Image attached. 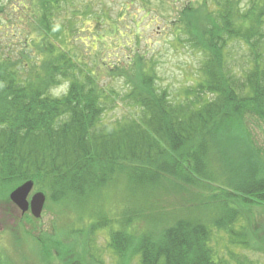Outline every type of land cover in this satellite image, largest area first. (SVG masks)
<instances>
[{"label": "trees", "instance_id": "trees-1", "mask_svg": "<svg viewBox=\"0 0 264 264\" xmlns=\"http://www.w3.org/2000/svg\"><path fill=\"white\" fill-rule=\"evenodd\" d=\"M156 1L174 39L201 56L191 84L175 93L146 50L120 63L89 58L76 22L85 15L101 33L125 34L107 12L84 6L62 18L73 0L23 2L24 34L0 41V186L32 179L79 207L124 184L132 207L108 245L126 264H261L241 249L264 255V221L250 213L264 204V146L244 127L264 124V0H184L179 9ZM132 21L139 38L140 20ZM117 105L126 115L104 122ZM167 195L173 203L161 209L156 201ZM217 236L221 246H211ZM38 241V261L53 264L59 246Z\"/></svg>", "mask_w": 264, "mask_h": 264}, {"label": "rangeland", "instance_id": "rangeland-1", "mask_svg": "<svg viewBox=\"0 0 264 264\" xmlns=\"http://www.w3.org/2000/svg\"><path fill=\"white\" fill-rule=\"evenodd\" d=\"M25 1L0 0V41L2 44L5 45L9 40L16 41L24 34L21 31L27 25L28 17L22 15L21 11L24 10L23 2ZM73 2L72 5L64 4L65 12L61 11L62 18L70 16L71 10H75L76 13L83 12L85 6L93 15L103 11L107 12L113 20L112 24L118 26L116 28H119L120 32L126 31L129 34L126 36L125 32L122 35L112 36V33L106 29L101 33L102 24L95 23L93 17L85 19V15L81 16L76 25L77 28L83 25L84 27L76 33L86 43L81 44L86 54L89 55L91 51L89 58H95L99 63L103 58L106 62L120 63L127 59V55H133L136 50H146L148 56H153L157 60L160 83L172 93L191 84L193 77L198 73L200 54L191 50L186 43H180L174 39L167 17H163V14L159 12L162 7L158 1L73 0ZM183 2L184 0L167 1L168 4L173 3L175 9H179ZM147 11L151 14L142 19V14ZM132 18L140 20L139 38L134 31L130 32L134 27ZM100 33L103 34V41H94L93 37H97ZM112 37L114 39H111ZM233 60L236 65L240 64V55ZM103 78L116 90L121 91L124 88L120 78L110 79L108 76H103ZM66 86L67 83H63L51 89V94L59 95ZM126 113L125 106L117 105L106 111L103 121L112 122L125 116ZM244 127L252 139L251 142L255 146L257 144L263 147L264 124L249 119V121H244ZM33 182L31 193L42 190L34 180ZM16 186L17 184L0 186L1 264H47L48 262L43 260V255H41V262L37 259L39 257L36 253L37 246H42L38 240H42L44 246H49L51 250L59 246L58 251H54L55 258L49 260L53 264H71L74 260L76 262L73 264H126L108 245L109 230L117 229V220L126 214L129 207H132V200H129L130 195L124 184L105 189L104 193L102 192L84 206L79 207L68 201H54L49 196L50 194L42 190L46 195V201L40 217L32 216L29 211L21 214L12 204L9 193ZM156 202L161 203V209L168 210L171 207L169 205L173 203V196L159 197ZM250 208L251 217L255 222L258 225L263 223L264 204H252ZM99 223L102 224L98 225ZM220 238L217 236L216 243L211 242V246H221ZM54 240L58 245L53 244ZM241 252L264 264L263 254L250 253L246 249H241ZM137 262V259L133 258L130 264H137Z\"/></svg>", "mask_w": 264, "mask_h": 264}, {"label": "water", "instance_id": "water-1", "mask_svg": "<svg viewBox=\"0 0 264 264\" xmlns=\"http://www.w3.org/2000/svg\"><path fill=\"white\" fill-rule=\"evenodd\" d=\"M33 185L32 179L24 180L10 191L9 199L21 214L29 210L32 216L40 217L46 195L42 190L31 193Z\"/></svg>", "mask_w": 264, "mask_h": 264}, {"label": "flooded vegetation", "instance_id": "flooded-vegetation-1", "mask_svg": "<svg viewBox=\"0 0 264 264\" xmlns=\"http://www.w3.org/2000/svg\"><path fill=\"white\" fill-rule=\"evenodd\" d=\"M15 206V205H14ZM16 207V206H15ZM29 211V210H28ZM28 213V212H27ZM26 214V213H25Z\"/></svg>", "mask_w": 264, "mask_h": 264}]
</instances>
